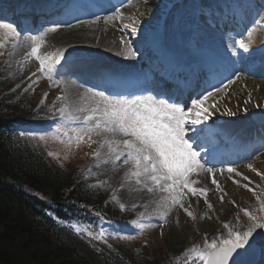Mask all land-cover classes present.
<instances>
[{"label":"snow or ice","instance_id":"snow-or-ice-1","mask_svg":"<svg viewBox=\"0 0 264 264\" xmlns=\"http://www.w3.org/2000/svg\"><path fill=\"white\" fill-rule=\"evenodd\" d=\"M126 6L127 4L114 6L112 14L104 17L98 16L95 20L81 21V23L91 25L98 24L103 20L106 25L117 28L122 33L119 43L123 46V51L117 52V55L133 59L139 55V52L133 47L131 36L137 34L136 25L140 21L139 17H130L131 26L124 23L117 25V21L122 22L125 19L121 8ZM257 15L258 19L254 20L253 28L248 30L246 35L238 39L234 38L227 45L233 54H236L237 48L243 50L244 53L249 52L256 26H261V29L264 30V5ZM185 26L193 27L194 24ZM58 30L59 28L54 26L48 28L41 36L24 37L29 45V50L22 57L21 63L18 64L21 71L32 58L39 62L38 72L41 75L50 73L56 65L61 63L67 49H57L54 52L41 54L45 43L44 37L48 32L55 33ZM21 35L22 31L18 30L13 23L0 22V56L13 55L12 52L3 51L7 47L5 38H12L14 41L12 48L15 49ZM8 67H12V65L9 64ZM34 76H37L36 72H33L28 79ZM240 79L239 72H235L223 87H216L214 91L206 89L203 93H198L195 98L190 97L188 101L178 99L173 101L170 97L159 98L158 95L153 94L125 95L119 92L106 94L103 90L96 91L93 88H87L78 93L75 100L65 95L57 97L61 102L59 108L54 105L50 109L54 115L59 114L61 121H70L76 124V127H72L69 131L58 126L56 134L51 137L45 134L25 132H20L19 135L31 136L45 144L49 139L53 142L58 141L64 146L65 154L62 156L59 152L48 151L47 155L58 161L61 167L69 159L68 153L73 148L79 149L82 145L92 148V145L96 144L98 147L88 153L94 161L93 168L107 170L104 166H110L113 173L124 168L121 181L111 195V199L119 205L121 211H128L129 208L120 202L117 192L126 189L129 193L146 192L150 194L153 197L152 203L156 205L154 213L163 223H167L168 216L178 210H182L192 221H196L197 215L194 207L200 199H203L208 210L214 211L208 197L210 189L201 185V178H210L211 184L215 185V190L221 193L218 197L219 202L223 203L227 193L219 184L217 176H224L225 172L236 176L242 175L233 167L225 169L209 166L208 157L202 154L207 151L205 141L216 135L213 126L207 122L212 119L215 113L221 112L218 105H220L223 96L218 97L217 94L226 95V90ZM38 83L39 78L33 81V84ZM31 88L32 85H28L24 91L27 92ZM250 101L251 94H248V100H245L244 104H248ZM189 104L190 106H188ZM256 106L260 107V105ZM243 111L247 113L248 109L244 108ZM224 113L230 117L236 115V111L226 106ZM201 125L204 127H200ZM247 167L256 171L251 164ZM86 172L88 175L94 174L92 168L87 169ZM95 175H100V173H95ZM257 175L261 174L257 173ZM192 176L196 178L190 179ZM243 179L248 180V177L244 176ZM233 183L238 185L239 181L233 180ZM105 185L109 188L112 187L109 180H99L91 187L100 189ZM243 187L248 188V185L245 184ZM248 191L255 195L254 189L248 188ZM256 200L260 205L259 211L264 212V199L256 196ZM140 206L132 204L131 209L134 210ZM143 207L147 210L148 206L143 205ZM242 211L251 222L246 230L237 231L229 224H225L224 227L228 229V235L211 241H208L205 236L203 247L194 246L189 250L190 255L186 258V264H195V262L198 264H244L243 257L253 250V246L257 243L256 236L258 235L261 240H264V231L257 233V229L264 230V216H258L248 209H242ZM49 215L52 214L49 213ZM205 217L211 219L207 213L201 218ZM53 219L63 223L58 217L53 216ZM144 219L145 213H141L138 219L129 222L136 230L135 234L119 229L109 231L103 225L95 231L91 226L80 223L71 224L69 227L77 236L86 237L90 244H93V241H100L112 249V244L108 242L109 238L132 241L143 235L146 229L158 226L144 223ZM107 223L111 225L112 222L108 221ZM93 247H95L94 244ZM96 250L101 251L99 248ZM262 251H264V247H262Z\"/></svg>","mask_w":264,"mask_h":264},{"label":"trees","instance_id":"trees-1","mask_svg":"<svg viewBox=\"0 0 264 264\" xmlns=\"http://www.w3.org/2000/svg\"><path fill=\"white\" fill-rule=\"evenodd\" d=\"M8 90L0 79V264H175L172 251L148 246L93 247L45 215L46 210L87 224L89 215L117 212L82 182L81 166L61 167L19 135V120L29 118L32 106Z\"/></svg>","mask_w":264,"mask_h":264},{"label":"rangeland","instance_id":"rangeland-1","mask_svg":"<svg viewBox=\"0 0 264 264\" xmlns=\"http://www.w3.org/2000/svg\"><path fill=\"white\" fill-rule=\"evenodd\" d=\"M144 0L139 1L140 3H143ZM183 1L180 4L176 5L175 9H170L169 14L173 16H177L178 13L181 12V8L185 7L187 3H193L192 0H180ZM179 1V2H180ZM212 0H204L205 3H210ZM70 2V3H69ZM156 2V5L154 4ZM168 3H172L171 0H167ZM145 3L148 6H153L159 9L157 5V0H145ZM66 4H69L70 8L76 5L75 0L67 1ZM128 9L135 10L138 12V6L133 3L132 6L130 3H128ZM186 4V5H185ZM137 9V10H136ZM135 12V13H136ZM132 17H135V14H132ZM130 26L132 24V20L129 19L128 23ZM118 25V24H117ZM97 27L100 29V32H103L106 26L110 27V29L113 30L112 34L115 35L113 41H117L119 43V38L122 35L120 31L117 30V28L112 27L111 25H105L102 21L98 24H91V25H84L77 27L76 25L72 28H69V26L66 29H59L57 32L53 33L50 32L47 34V36L44 37V45L41 49V54H47L50 52H54L57 49H60L63 42H65L67 39H69L68 34H76V41L77 44L81 43L79 42L80 37L79 33L80 30L86 27ZM138 28L137 34L131 36L132 42L134 46H140L142 43L147 41V38L145 34L143 33V30L139 28V24L136 25ZM59 27V26H56ZM61 28V27H60ZM209 28V27H207ZM203 32L205 33L204 38L206 40H210V38H214L215 35H213V31H211V35L208 34L210 30H206L203 28ZM56 35V36H55ZM209 36H211L209 38ZM56 37V38H54ZM259 37L260 42L253 41L251 44V48L253 47V44L259 45L264 41V32L262 30H256L253 32L252 40L253 38ZM9 39V41L7 40ZM5 42L7 43V47L3 49L6 53L12 52L13 49L10 47L12 43L14 42L11 37H6ZM232 42V38L230 37H224L223 46L216 47V45L212 42V45L219 49L221 53H224L225 57H233V52L227 47L229 43ZM89 45H91L90 42H88ZM95 44H98V40L95 41ZM86 45V44H85ZM256 45V46H257ZM88 46V45H87ZM255 46V47H256ZM80 48V47H79ZM82 49H84L83 46H81ZM88 48H91L89 46ZM12 49V50H11ZM98 51H107L110 54L111 60L115 66H117L119 69L131 73L132 68L131 65L134 61L133 59H126L123 55H117V52L123 51V46L120 45V43L114 44V46H111L107 43L103 46H100ZM90 54L92 53L91 50H89ZM13 53V52H12ZM105 53V52H103ZM12 55H4L0 56L1 58V75L3 79L9 80L12 84V91L16 96L17 100H23L26 103L32 102L35 103V116H34V123L37 125L38 128L45 127L49 121H53L54 119H59V114H53L50 109L53 108L55 105L56 108H59L60 101L57 99V97L65 95V90H63L62 86L60 84H57L56 87L51 88L49 87V82L45 80L40 73L38 72L39 68V62H33L27 71L22 75V77H17L14 74V68L15 65L13 61L10 59ZM240 61V60H239ZM11 64L12 67H8V65ZM137 70V66L135 67V71ZM33 72L37 73V76L32 77L31 79H28L29 76ZM248 73V74H245ZM241 79L237 81L235 84L231 85L229 89L226 90V95L218 93V97L223 96V98L228 99L230 101H234L236 97L239 99L237 102L243 99V93L237 94L236 88L239 87L240 91L243 92L247 89L249 83H253L256 86L257 91L261 92L260 100L261 102L256 105H260L258 107L259 109H264V90L261 87V84H264V67L257 68L253 72H245V70L241 73ZM39 78L38 84H33V81L37 80ZM28 85H32V88L29 89V91L25 92L24 88L28 87ZM246 86V87H245ZM34 89V90H33ZM46 94V99H45ZM221 99L220 105H218L221 108V112H218L220 114H226L224 113V107H228L226 101L224 99ZM225 99V100H226ZM43 101V103H42ZM44 101H46L44 103ZM243 101V100H242ZM238 105V104H236ZM263 111V110H262ZM46 136L51 137V134H46ZM99 139V138H97ZM48 143L50 145V150L59 152L62 156L65 154V148L63 145H61L58 141L53 142L51 139L48 140ZM98 145L93 144L92 148H88L86 145H82L79 149L73 148V150L68 153L69 159L73 158L74 160H77L75 162V165H79V167L83 164V161L85 160L86 165L88 164V168L93 167V159L88 153L93 151ZM76 156V157H75ZM75 157V158H74ZM88 157V161H87ZM70 160H67V162ZM251 164L253 168L256 169V171H252L250 168L247 167V165ZM249 164H243L244 166L239 167L237 169L239 173H241V176L234 175L236 180L239 181V186L234 184L233 182L229 181V179H226V184H224V192L227 193V195L224 196V202L220 203L218 197L221 195V193H215L210 197V202L213 205L214 211H210L207 209L208 216H211V219L208 218H201L202 215L196 213L197 220L192 221L190 217H188L182 210H179L178 214V223L175 221V219H171V221H168L166 224L161 225V221L159 219L150 218V215H145L144 223H152L158 225L154 228H149L144 231V234L139 236L137 239L132 240L134 242H145L147 243V246L152 249H156L157 252H164V250L169 252H174L176 250H184L188 251L192 249L194 246H201V241L205 240V236L207 239L212 234L214 230L217 231L219 237L220 236H227L228 235V229L224 227L225 224H229L231 227H233L237 231H244L246 230L247 226L251 223L246 216H244V213L240 210L241 207L247 208L250 211H254L256 207V196L258 192L255 191V195H253L252 192L248 191V188H252V186L260 185L262 184L264 180V154L261 155V157L253 158V160ZM84 165V164H83ZM220 168V167H217ZM86 169V170H87ZM257 173H260L261 175H257ZM247 176L249 179V182H245V184L248 185V188L243 187L244 185V179L243 177ZM100 179L94 178L92 175H88L85 171L84 173V181L86 184H96ZM257 189V188H256ZM98 190L104 191L108 198L111 199L112 192L110 188L105 185L104 188H100ZM232 201H235V203H232ZM121 202V201H120ZM117 204V203H116ZM201 206L206 205L203 202H200ZM118 205V204H117ZM119 206V205H118ZM187 206V204H186ZM207 208V207H206ZM195 211V208H194ZM123 218L127 221V227L130 229H126L124 231L130 232L132 229V225L129 223L132 220H136L139 218V215L132 211H122ZM239 217V219H237ZM101 225L106 230L112 231L115 230V227L112 225H109L106 222H102ZM201 225L204 227L201 228ZM162 233V234H161ZM259 241V240H258ZM260 248L264 247V240L260 239ZM251 242V241H250ZM145 245V244H144ZM138 247V246H137ZM264 252V251H263ZM198 264V262H197Z\"/></svg>","mask_w":264,"mask_h":264},{"label":"bare ground","instance_id":"bare-ground-1","mask_svg":"<svg viewBox=\"0 0 264 264\" xmlns=\"http://www.w3.org/2000/svg\"><path fill=\"white\" fill-rule=\"evenodd\" d=\"M160 0H157V2H159ZM127 1H124L123 3H125ZM166 2V0H165ZM237 2H239L237 0ZM138 7H139V11L136 12L135 17H139V27L142 30H145V32L148 35H155L156 33H158L161 30V23L165 20V15L162 14L163 10H158L156 9V7L153 6H148L145 1H143V3H140L138 0L136 1ZM156 5V2L154 3ZM101 6H106L105 2L101 1L100 2ZM165 3H159V6L161 7H165L164 6ZM105 13L104 16L110 15L112 14V12L114 11V7L111 6H107L106 8L102 9ZM130 13L129 11H126V8H124L122 10V13L125 16V19L121 22L118 21L120 23H124L126 24V22H124L126 19H128L133 13ZM97 13H99L97 11ZM141 13H143V15H140ZM93 15H95V13H93ZM103 22V20H101ZM160 21V23H159ZM104 23V22H103ZM170 23H172V20H170ZM105 24V23H104ZM106 25V24H105ZM163 26V23H162ZM160 28V29H159ZM113 30L110 29V27L106 26V28L104 29L103 32H100V29H98L97 27H86L80 30V41L81 43L77 44L76 41V34H68L69 39H67L65 42H63V44L61 45L60 49H67V48H75V47H81L83 46L84 48H88L89 46H91L92 51L94 53V60H93V64L94 63H101L106 65L107 63L104 60H99L98 59V50L100 48V46H103L104 44L107 45L110 44L111 46H114V44H119L118 43V39L117 41H113L115 35L112 34ZM56 36V35H55ZM56 38V37H54ZM113 38V39H112ZM98 40V44H95V41ZM91 43V45H89V43ZM86 44V45H85ZM88 45V46H87ZM13 49V48H12ZM11 49V50H12ZM13 55L10 57V59L13 61L15 68H14V74L17 77H22V75H24V73L27 71V69L29 68V66L35 61L34 58L30 59L29 62L23 66V70L21 71L18 68V64L21 63L22 57L27 53V51L29 50V45L28 43L25 41V39H23L22 41H20L18 43V46L13 49ZM152 50V49H151ZM107 52V51H106ZM200 56L202 55L203 60H205L206 62H211V58L208 56L203 55L202 51H198L197 52ZM109 59V57H108ZM249 64H254L255 61L251 62L248 61ZM96 69L94 68L93 65H86L83 67V65L80 66L78 71H82L83 73H91L94 72ZM103 73V72H101ZM74 74V73H72ZM96 76V74L94 75ZM100 78V77H98ZM81 83L79 82H73L71 80L69 81H65L64 83V88H65V96H68L70 99L75 100L78 97V93L83 92L85 89L87 88H91L90 85H84L83 87H81ZM97 87V85H96ZM262 89L264 90V84H261ZM236 93L237 94H241L243 93V101L240 100L239 102H237L239 99L236 97V95H234L235 99L234 101H230L228 99H226V103L227 106L229 108H232L234 111H236V115L234 117H225L222 120L218 121V125L219 126H228V122L235 120V117L237 116H242L243 113V109L247 108L250 109L252 113H258L259 109L256 106V103H260V96H261V92H259V90L257 91L256 86L253 83H249L247 89L243 92L240 91L239 87L236 88ZM248 94H251V101L248 104H244L245 100H248ZM188 100V99H186ZM256 102V103H255ZM238 104V105H236ZM243 117V116H242ZM218 155V153H216V155L209 160V164H214L216 163V156ZM217 161H221V160H217ZM105 169L107 170H102V169H96L93 168V173L95 175V173H100V175H95L96 178L100 179V180H109V182L111 183L112 187L110 188L111 192H113L119 185L120 181H121V177L123 176L124 173V168H121L119 172H115L113 173L110 170V166H104ZM224 176H228V174H224ZM196 178L195 176L190 177V179ZM224 178L223 176H217V180L219 181L220 179ZM226 179V178H225ZM201 185L208 187L210 190L209 192H212V184L210 182V179H205V178H201ZM201 185H197V186H201ZM117 195L120 198V201L123 202L124 204H126L127 206H131L132 204H137V205H141L140 207L135 208L134 210H136V213L141 214V213H145V215H150V217H155L157 219H159V217L154 213V209L156 208V205L154 203H152L153 197L146 193V192H142V193H129L126 189L117 192ZM143 205H147V210L143 207ZM196 212L198 214H201L202 217L204 216L205 213H207V209L204 206L200 205V200L198 201L197 205L195 206ZM179 213L178 211H174L172 214H170L168 216V221L171 220L172 218H174V216H177ZM204 227L203 225H201V228ZM260 264H263V262H261Z\"/></svg>","mask_w":264,"mask_h":264},{"label":"water","instance_id":"water-1","mask_svg":"<svg viewBox=\"0 0 264 264\" xmlns=\"http://www.w3.org/2000/svg\"><path fill=\"white\" fill-rule=\"evenodd\" d=\"M243 260H244V262L249 261V260L246 259V256L243 257Z\"/></svg>","mask_w":264,"mask_h":264}]
</instances>
